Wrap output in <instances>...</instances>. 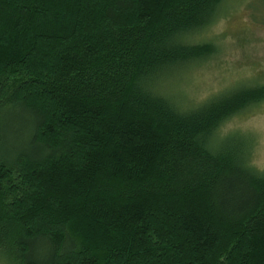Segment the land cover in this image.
I'll list each match as a JSON object with an SVG mask.
<instances>
[{"label":"trees","instance_id":"1","mask_svg":"<svg viewBox=\"0 0 264 264\" xmlns=\"http://www.w3.org/2000/svg\"><path fill=\"white\" fill-rule=\"evenodd\" d=\"M228 1L0 0V120L31 128L0 147V261L264 264V168L222 130L264 86L166 91Z\"/></svg>","mask_w":264,"mask_h":264},{"label":"rangeland","instance_id":"2","mask_svg":"<svg viewBox=\"0 0 264 264\" xmlns=\"http://www.w3.org/2000/svg\"><path fill=\"white\" fill-rule=\"evenodd\" d=\"M192 41L211 43L215 50L167 83L166 91L174 99L182 97L191 104L236 85L264 86V0H229L215 23ZM30 130L27 120L25 124L16 116L4 114L0 147H26ZM222 130L250 135L253 163L264 168V100L237 113Z\"/></svg>","mask_w":264,"mask_h":264}]
</instances>
